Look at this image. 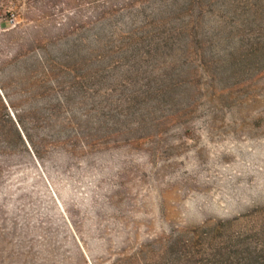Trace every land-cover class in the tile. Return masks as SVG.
Returning a JSON list of instances; mask_svg holds the SVG:
<instances>
[{"label": "rangeland", "instance_id": "rangeland-1", "mask_svg": "<svg viewBox=\"0 0 264 264\" xmlns=\"http://www.w3.org/2000/svg\"><path fill=\"white\" fill-rule=\"evenodd\" d=\"M0 264H264V0H0Z\"/></svg>", "mask_w": 264, "mask_h": 264}, {"label": "trees", "instance_id": "trees-1", "mask_svg": "<svg viewBox=\"0 0 264 264\" xmlns=\"http://www.w3.org/2000/svg\"><path fill=\"white\" fill-rule=\"evenodd\" d=\"M18 122L20 123V121L18 120ZM21 125V123H20ZM13 127L15 128V130H17L16 132L19 134V138H20V132L18 131V128L16 127V125H13ZM29 140V139H28Z\"/></svg>", "mask_w": 264, "mask_h": 264}]
</instances>
